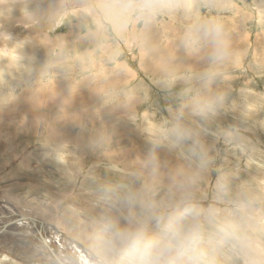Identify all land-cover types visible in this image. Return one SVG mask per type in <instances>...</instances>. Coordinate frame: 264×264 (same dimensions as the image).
<instances>
[{"label":"clouds","instance_id":"obj_1","mask_svg":"<svg viewBox=\"0 0 264 264\" xmlns=\"http://www.w3.org/2000/svg\"><path fill=\"white\" fill-rule=\"evenodd\" d=\"M14 2L0 0V16L9 15ZM103 7L129 35L145 34L162 18L178 21L174 51L151 81L167 94L166 115L151 103L143 82L96 89L101 103L92 112L99 127L91 117L77 119L82 129L93 124L87 147L102 150L117 178L101 179L94 171L98 165L85 166L78 150L62 145L55 153L58 191L26 206L53 232L33 236L28 264H264V147L249 135L264 130V92L250 82L234 87L235 72L248 56L236 47L224 15L236 5L108 0ZM23 14L32 20L27 9ZM247 15L264 28V0H252ZM11 40L0 25V61L15 67L25 42L10 48ZM50 56L55 62L48 68L76 66L62 40ZM256 68L264 76V64ZM106 108L124 110L144 136L146 153L117 159L121 154L112 148L102 116ZM229 113L237 122L222 124Z\"/></svg>","mask_w":264,"mask_h":264},{"label":"rangeland","instance_id":"obj_2","mask_svg":"<svg viewBox=\"0 0 264 264\" xmlns=\"http://www.w3.org/2000/svg\"><path fill=\"white\" fill-rule=\"evenodd\" d=\"M107 2L15 0L11 13L0 16V25L12 36L8 47L25 42L18 49L22 57L18 66L0 61V264H28L33 236L39 227L30 222L17 223L18 215L49 225L43 218L29 214L26 206L45 193L58 191L61 166L55 153L62 145H69L70 151L78 150L85 166L98 165L94 171L101 179L117 178L107 170L102 150L87 147L94 135L93 124L87 123L82 129L77 119L87 122L91 117L99 127L92 112L101 103L96 94L99 86L115 89L143 82L150 89L151 103L160 115H166L167 94L151 81L160 75L174 51L178 21L162 18L145 34L129 35L120 30L113 14L103 7ZM232 2L236 7L224 13L226 23L232 29L236 47L248 52L235 72L234 87L250 82L249 87L264 92V76L256 68L264 64V28L259 21L248 18L247 6L252 0ZM25 9L32 20L24 16ZM61 40L76 65L71 70L48 68L50 62H55L50 53ZM146 107L142 105L140 110ZM102 116L111 132L112 148L121 154L118 160L147 152L144 136L124 116L122 108H106ZM220 122L236 123L237 115L226 114ZM249 135L264 147V130L255 128ZM81 203L87 206V198L81 197ZM42 234L41 229L39 235ZM52 234V230L45 232L46 237Z\"/></svg>","mask_w":264,"mask_h":264},{"label":"water","instance_id":"obj_3","mask_svg":"<svg viewBox=\"0 0 264 264\" xmlns=\"http://www.w3.org/2000/svg\"><path fill=\"white\" fill-rule=\"evenodd\" d=\"M18 217H19L20 219L17 221V223H20V224H23V222H27L26 224H28L29 222H30V223L35 222L36 225H38V227H39V229L36 231V235L39 234V230H41L42 227H43L44 225L46 226L47 230H52V228H51L49 225H47L45 222H41V221H39L37 218H34V217H27V216H25V217H21L20 215H18ZM22 219H23V220H22Z\"/></svg>","mask_w":264,"mask_h":264},{"label":"bare ground","instance_id":"obj_4","mask_svg":"<svg viewBox=\"0 0 264 264\" xmlns=\"http://www.w3.org/2000/svg\"><path fill=\"white\" fill-rule=\"evenodd\" d=\"M168 59V58H167ZM161 60V59H160ZM163 61L165 62V59H163ZM167 61V60H166ZM159 63V62H158ZM55 91V90H54ZM53 91V92H54ZM51 92V91H50ZM56 93V92H55ZM52 94H54V93H52ZM50 96V95H49ZM46 97V96H45ZM48 97V96H47ZM51 98H52V96H51ZM8 216H10V215H8ZM21 216V215H20ZM21 217H25V216H21ZM30 217V216H29ZM14 219V218H13ZM23 220V219H22ZM39 221H41V220H39ZM0 222H1V220H0ZM41 222H43V221H41ZM7 223V222H6ZM9 223V222H8ZM26 223V222H25ZM5 224V223H4ZM3 224V225H4ZM32 224H36L35 222H33ZM1 225V224H0ZM5 226V225H4ZM23 227V226H22ZM24 229V228H23ZM42 231H43V236H45V232L47 231V228H46V226L44 225L43 227H42ZM41 232V231H40ZM46 237V236H45ZM7 239V238H6Z\"/></svg>","mask_w":264,"mask_h":264}]
</instances>
